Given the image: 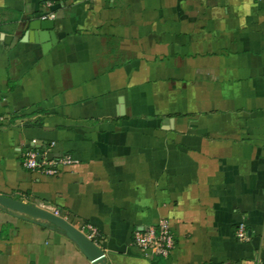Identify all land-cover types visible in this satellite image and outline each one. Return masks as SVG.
Masks as SVG:
<instances>
[{
    "label": "crops",
    "instance_id": "obj_1",
    "mask_svg": "<svg viewBox=\"0 0 264 264\" xmlns=\"http://www.w3.org/2000/svg\"><path fill=\"white\" fill-rule=\"evenodd\" d=\"M244 3L0 0V194L94 226L105 254L0 205V264H264V0ZM31 149L77 163L47 176ZM162 219L176 249L141 256Z\"/></svg>",
    "mask_w": 264,
    "mask_h": 264
},
{
    "label": "built area",
    "instance_id": "obj_2",
    "mask_svg": "<svg viewBox=\"0 0 264 264\" xmlns=\"http://www.w3.org/2000/svg\"><path fill=\"white\" fill-rule=\"evenodd\" d=\"M54 18V15H51ZM6 116L0 114V125L5 121ZM36 145L37 141H33ZM77 161L71 155H63L56 159L49 158V152L41 149H31L22 157L24 168L32 171H38L47 176H57L63 167L76 164ZM91 240L99 236L97 229L89 225L87 227ZM237 237L241 240H247V230L244 224H241L237 230ZM134 246L143 257H163L168 259L176 249L177 241L172 231L170 221L162 219L157 226H148L138 229L134 236Z\"/></svg>",
    "mask_w": 264,
    "mask_h": 264
},
{
    "label": "water",
    "instance_id": "obj_3",
    "mask_svg": "<svg viewBox=\"0 0 264 264\" xmlns=\"http://www.w3.org/2000/svg\"><path fill=\"white\" fill-rule=\"evenodd\" d=\"M54 28L55 21L49 19H40L32 22L30 25V31L33 33H37L39 36L38 40L42 43L47 42L45 40V37L51 35V45L56 44L57 42L54 34H52ZM6 40L7 38L5 39V42ZM0 205L9 210L15 211L27 218H30L31 220H39L42 222L53 224L56 228H59L60 230L65 232L68 238H70L79 247V249L91 262L100 263L105 259L104 251L94 241H92L83 232L69 223L66 219L55 214L54 212L23 203L1 194Z\"/></svg>",
    "mask_w": 264,
    "mask_h": 264
},
{
    "label": "clouds",
    "instance_id": "obj_4",
    "mask_svg": "<svg viewBox=\"0 0 264 264\" xmlns=\"http://www.w3.org/2000/svg\"><path fill=\"white\" fill-rule=\"evenodd\" d=\"M252 0H245V3L241 6L242 10L244 11L245 15L251 14V7H252ZM244 25V20L241 19V26Z\"/></svg>",
    "mask_w": 264,
    "mask_h": 264
}]
</instances>
